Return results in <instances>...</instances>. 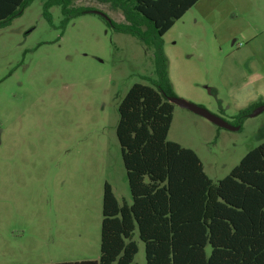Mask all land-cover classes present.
<instances>
[{
  "label": "rangeland",
  "instance_id": "obj_1",
  "mask_svg": "<svg viewBox=\"0 0 264 264\" xmlns=\"http://www.w3.org/2000/svg\"><path fill=\"white\" fill-rule=\"evenodd\" d=\"M73 5L124 22L96 0ZM163 51L175 96L231 124L264 102V0H198ZM155 81L153 50L97 13L66 19L53 5L46 16L33 0L0 28V264L98 259L103 184L131 202L117 107L134 83ZM167 139L192 149L215 182L264 140V110L231 130L174 104ZM133 239L134 263L145 264Z\"/></svg>",
  "mask_w": 264,
  "mask_h": 264
},
{
  "label": "trees",
  "instance_id": "obj_2",
  "mask_svg": "<svg viewBox=\"0 0 264 264\" xmlns=\"http://www.w3.org/2000/svg\"><path fill=\"white\" fill-rule=\"evenodd\" d=\"M33 0H0V28ZM44 15L60 6L66 19L92 8L42 0ZM121 12L107 24L153 50L155 87L134 83L120 100L115 134L131 195L117 201L105 182L99 257L56 264H136L135 231L145 264H264V140L222 179L212 181L197 154L167 139L175 96L163 35L198 0H96ZM252 106V110L260 105ZM250 108V107H249ZM241 110L239 125L251 109Z\"/></svg>",
  "mask_w": 264,
  "mask_h": 264
},
{
  "label": "water",
  "instance_id": "obj_3",
  "mask_svg": "<svg viewBox=\"0 0 264 264\" xmlns=\"http://www.w3.org/2000/svg\"><path fill=\"white\" fill-rule=\"evenodd\" d=\"M89 12H92V13H97L99 14L100 16H102L106 21L110 22V18L102 11H99V10H95V9H92L90 10ZM167 100L172 103V104H175L179 107H182V108H185L191 112H194L198 115H201L203 116L204 118L208 119L209 121H211L212 123L220 126V127H224V128H227V129H231V130H236L238 129L240 126L239 125H235V124H231L227 121H225L224 119H222L221 117L211 113L209 110H207L206 108L200 106V105H197V104H194L192 102H189L181 97H177V96H170V97H167ZM264 110V102L261 103L260 105L256 106L250 113L249 115L250 116H254V115H257L258 113H260L261 111Z\"/></svg>",
  "mask_w": 264,
  "mask_h": 264
},
{
  "label": "clouds",
  "instance_id": "obj_4",
  "mask_svg": "<svg viewBox=\"0 0 264 264\" xmlns=\"http://www.w3.org/2000/svg\"><path fill=\"white\" fill-rule=\"evenodd\" d=\"M250 98L255 99V96H250ZM239 102H240L241 106H243L247 101L246 100H239Z\"/></svg>",
  "mask_w": 264,
  "mask_h": 264
}]
</instances>
